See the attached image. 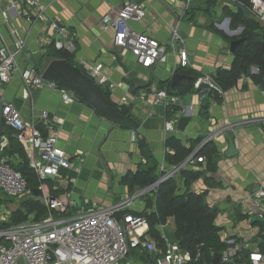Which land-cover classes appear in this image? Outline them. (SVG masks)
Masks as SVG:
<instances>
[{
  "label": "crops",
  "instance_id": "1",
  "mask_svg": "<svg viewBox=\"0 0 264 264\" xmlns=\"http://www.w3.org/2000/svg\"><path fill=\"white\" fill-rule=\"evenodd\" d=\"M124 1L40 0V4L47 18L68 28L74 48L72 61L76 67L84 70L83 63L103 66L102 74L108 82L101 89L109 92L112 103L129 107V115L139 121L136 129L119 128L84 101L65 104L56 91L41 89L30 93L17 74L12 75L9 83L0 86V97L14 104L26 123L40 124L38 115L41 111H48L61 121L48 133L57 136V146L65 152L71 167L60 169V178L48 182L52 187L51 195L62 197L65 194L62 182L70 180L67 193L78 198L76 202L69 197L71 214L86 212L94 206L109 207L128 199L141 189L138 186L129 188L130 176L146 163L139 140L144 142L157 163L155 179L160 176L162 164L173 166L166 161L167 154H174L171 146H166L167 139L173 137L192 151L214 149V170H206V161L199 164L193 171L201 172L202 176L191 184L189 191L206 193L205 203L217 212L215 226L221 230L222 241L237 237L256 246L263 255L259 264H264V250L260 248L259 239L264 234V219L247 215L255 193L264 188V132L258 125L249 123L252 119L264 118V89L249 77L241 76L217 102L214 93L201 95L194 90L191 80L183 79L178 86L172 87L171 77L185 74L178 71L177 50L170 47H167L165 63L151 69L141 68L128 51L113 47V31L104 30L101 25V18L114 17ZM129 1L143 5L146 11L140 23L131 24L137 32L167 45L171 30L177 29L189 55L187 70L191 73L213 78L218 69H231L234 56L230 54V43L239 36L230 35L219 27L222 21L230 20L224 15L226 7L233 12L237 10L228 0L224 4L214 0L209 7V0H194L189 6L186 0ZM15 2L0 0V49L8 47L12 50L17 42H23L24 48L17 59L19 66L22 69L34 66L44 71L55 59H49L46 51L51 48L52 53L56 49L40 43L43 35H50V30L43 21H27L20 10L22 5L18 0ZM248 19L260 22L264 27V22L256 20L252 14ZM257 72V68L251 66V73ZM131 73L134 74L129 78ZM168 83L171 86L168 93L179 99L175 106L178 112L169 113L170 116L168 112L173 106H153L152 99V89H167ZM177 117L179 121L187 118L185 127L181 130L177 125L173 133L166 134L165 122ZM228 125L232 128L204 143L206 137ZM230 132L234 134L236 155L228 158L225 153ZM3 134L9 140V147L2 157L12 167H20L25 161L29 166V129L16 133L4 127ZM207 181L213 184L209 185ZM180 188L183 192L182 184ZM27 195L30 197L29 193ZM34 197L38 198L35 194ZM147 201L151 203L150 208ZM8 202L12 201L0 195V204L12 213L15 210L9 208ZM154 203L155 198L147 194L135 201L132 211L144 215L153 209ZM261 211L264 215V199ZM258 222H262L261 225ZM170 224L174 227L173 221L170 220Z\"/></svg>",
  "mask_w": 264,
  "mask_h": 264
},
{
  "label": "built area",
  "instance_id": "2",
  "mask_svg": "<svg viewBox=\"0 0 264 264\" xmlns=\"http://www.w3.org/2000/svg\"><path fill=\"white\" fill-rule=\"evenodd\" d=\"M16 3L15 0H7ZM22 5L20 10L27 21L39 20L47 23L49 36H42V45H52L58 51L72 53L74 48L68 28L57 20H50L44 14L40 0H18ZM194 0H186L189 6ZM248 9L254 18L264 22V0H251ZM146 16L143 5L125 0L114 17L104 16L101 25L104 30L113 31V47L126 50L135 62L143 69L155 68L166 62L167 47L177 50V67L188 69L189 55L183 48V40L176 28L170 33L166 44L159 43L134 30L132 23H140ZM230 20H225L219 27L226 33L239 35L242 29L229 28ZM24 48L23 42H17L14 49L3 47L0 49V86L10 82L13 74H17L21 83L32 93L35 90H49L59 93L65 104L71 105L75 99L72 94L54 82L43 78V71L31 66L22 69L18 64V56ZM85 75L94 81L100 88L105 86L108 79L102 74L101 64L89 65L83 63ZM193 89L201 95L214 93L221 97L223 91L214 82L210 75H199L193 82ZM153 106H176L179 99L168 93L167 89H152ZM39 123L46 131L43 136L37 129L34 121L26 123L20 111L14 104L0 97V122L5 128L16 133L26 129L30 131V163L39 181L38 190L41 192V204L45 213L35 219V215L28 216L24 222L10 227H0V264H153L151 255L155 254V264H205L202 262V245L193 252L184 251L171 240L166 233L167 223L157 225L162 241L161 248L148 234V220L144 215L135 214L132 205L136 200L149 194L154 196L161 184L169 179H175L185 170H196L204 158L192 151L186 159L171 167L162 164L159 168L160 176L145 189L126 200L109 207H96L79 213L71 214L70 194L67 193L70 180H63L62 187L65 194L60 198L51 195L52 187L49 181L59 177L60 169H69L71 164L65 152L57 146V136L48 131L60 124V119L48 111L39 113ZM179 123V117L167 120L164 125L166 134L173 133ZM249 123L258 125L264 132V118H255ZM212 125H215L214 123ZM213 132L206 137L204 143L218 138L226 130ZM9 147V140L3 133L0 135V192L11 201H16L28 193L27 183L20 172L16 171L7 160L2 157ZM56 189V187H55ZM37 190V191H38ZM264 199V188L255 193L247 215L263 220L261 203ZM155 213L152 210L147 215ZM11 212L0 204V224L9 221ZM226 247L219 254L217 264H259L263 255L256 246L246 241L229 237L223 240ZM137 250L140 259L134 258L132 251ZM212 264V262H211Z\"/></svg>",
  "mask_w": 264,
  "mask_h": 264
},
{
  "label": "trees",
  "instance_id": "3",
  "mask_svg": "<svg viewBox=\"0 0 264 264\" xmlns=\"http://www.w3.org/2000/svg\"><path fill=\"white\" fill-rule=\"evenodd\" d=\"M229 3L239 2L245 8H251V0H228ZM214 0H209L207 6L209 7ZM228 3V4H229ZM233 5V4H232ZM233 8H235L233 6ZM237 9V8H236ZM224 15L230 19V28L236 30L239 26L243 27L242 32L238 35L239 38H245L246 42L235 48L233 53L234 61L230 70L218 69L213 74V80L223 92L233 88L241 76L249 77L256 85L264 89V27L262 23L251 19H245L240 10L236 12L231 11L227 7L224 10ZM234 39V38H233ZM46 56L50 58L64 60L72 63V54L66 51L54 50L51 53V48L46 51ZM74 65V64H73ZM251 66L257 68L256 74L251 73ZM82 70V69H81ZM179 72L188 75L191 80L190 85H193L194 80L198 77L187 69H178ZM83 73L84 70H82ZM170 84L167 85V90L170 89ZM105 98L109 105L119 113L123 119L120 122L114 123L121 129H136L139 126V121L129 115V107L118 106L110 100V94L107 90H103ZM212 93V92H211ZM217 102L221 101V97L216 96ZM206 109V106L204 110ZM178 107H171L168 114H175L178 112ZM169 114V116H170ZM142 156L146 163L144 166H139L136 173L130 176L129 188L138 186L145 189L149 186L151 178L157 169V163L153 157L149 155L144 142L138 141ZM166 146L174 150L173 155L167 154L166 161L169 165H178L182 163L186 157L192 152L190 148L184 147L180 141L171 137L167 139ZM197 155L205 158L207 171L214 170V156L215 150L200 149ZM20 172L27 183V190L30 194L28 199L24 201L21 206L11 213L10 219L6 223L0 224V227H10L12 225L24 222L28 216L35 215L38 219L45 213V208L40 203L38 198L34 197V192L39 188V181L32 169L26 164V161L20 167H13ZM201 172L193 170H185L180 173L177 180L169 179L161 184L154 194L155 213L149 215L144 214L148 220L149 231L148 234L155 241L157 247L161 248L162 241L156 226L164 225L168 220L174 222V229L171 234V240L174 241L179 248L184 251L193 252L196 247L202 245V262L211 264L214 258L219 256L226 245L220 238L221 230L215 226L217 212L208 207L205 203V194H195L189 191L192 183L200 179ZM209 185L213 183L208 182ZM180 184L184 188L181 192ZM150 199V198H149ZM148 199V200H149ZM147 207H151V203L147 201ZM262 222H258L261 225ZM264 232V225H262ZM260 248L264 250V234L260 237Z\"/></svg>",
  "mask_w": 264,
  "mask_h": 264
},
{
  "label": "water",
  "instance_id": "4",
  "mask_svg": "<svg viewBox=\"0 0 264 264\" xmlns=\"http://www.w3.org/2000/svg\"><path fill=\"white\" fill-rule=\"evenodd\" d=\"M232 4L242 12L245 19L249 18L251 13L242 3L233 2ZM244 42H246L245 38L232 41L230 43V54L233 55L235 48ZM133 74L134 73H131L129 78L133 76ZM43 78L56 83L60 87L66 88L75 100L86 102L104 119L115 123L120 122L123 119V117L109 105L103 90L96 85L92 79L85 75L80 68L72 63L60 59H53L44 69ZM183 79L189 80L190 78L186 75L174 74L171 77V86H178ZM186 122L187 118L180 119L178 128L182 130L185 127ZM36 127L43 136L46 135V131L41 124H38ZM3 130L4 126L0 122V135L3 133ZM233 141L234 134L230 132L228 134V147L225 153V156L228 158L236 155ZM154 181L155 178H151L150 184ZM34 194L35 196L40 197L41 192L38 190L34 192ZM70 198L76 202L78 200L75 195H71ZM151 262L155 264V254L151 255ZM217 262L218 257L213 259L212 264H217Z\"/></svg>",
  "mask_w": 264,
  "mask_h": 264
},
{
  "label": "rangeland",
  "instance_id": "5",
  "mask_svg": "<svg viewBox=\"0 0 264 264\" xmlns=\"http://www.w3.org/2000/svg\"><path fill=\"white\" fill-rule=\"evenodd\" d=\"M219 2H221V4H224V3H227L226 0H218ZM225 21V20H224ZM222 21L221 24L224 22ZM0 195H2V193L0 192ZM7 199V198H6ZM28 199V195L26 194L25 196H23L22 198L16 200V201H12L11 203L8 202L9 204V208L13 209V210H17L21 204L26 201ZM172 221V220H171ZM174 227L173 225L170 224V220H168V223H167V229H166V233L168 235H170L171 237V234H172V231H173ZM132 254L134 256V258L136 259H140V255L138 254V251L137 250H133L132 251Z\"/></svg>",
  "mask_w": 264,
  "mask_h": 264
}]
</instances>
